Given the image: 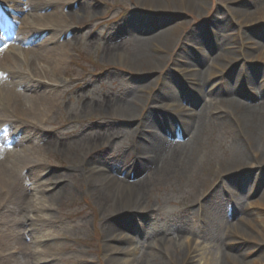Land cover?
<instances>
[{
  "label": "rangeland",
  "instance_id": "obj_1",
  "mask_svg": "<svg viewBox=\"0 0 264 264\" xmlns=\"http://www.w3.org/2000/svg\"><path fill=\"white\" fill-rule=\"evenodd\" d=\"M1 1L8 4L11 2L13 3V7H18L19 3L26 0ZM83 1L86 2V7L82 10L75 11L67 6L59 11L60 15L66 18V24L70 27V30L65 36L59 34L57 40L61 48L70 52V56L62 65L61 74L63 82L60 83L57 89H51L50 91V101L52 102L47 108L46 113L39 114L37 117H32L34 115H31L28 117L29 120H23V118L16 120L13 117L12 121H5L2 119V116L6 114V111L2 107L0 108V129L5 126L7 129L5 133L9 136H15L22 129L24 131L25 125H27L34 132V135L37 136L38 143V150L35 147L30 150L27 143H20L18 146L16 143H10L9 146L4 147L2 151L3 156L6 157L7 155L14 159V156H11V153L14 151H16V155L25 154L27 160L30 156H34V158H38L42 163L39 171L43 180L53 182V179L61 178L73 183L75 185L74 188H76L70 194L55 195L51 192L53 191L52 187H48L46 189L51 193L47 197H43L39 193V190L35 188V184L27 176V169L21 171L20 177L17 176V182L20 181V184H24L29 192V200L23 206L20 204L19 209L23 211L21 216H19L18 212L9 215V211H6L8 214L2 216L5 223L0 225V233L7 235L8 230H12L11 228L13 227L14 229L17 228L15 230H21L20 232L14 231L13 235L20 233L22 236L26 233L25 239L22 242L12 238H9V240L3 239L2 243L5 244L4 242H6L7 245L5 247L9 248L16 247L17 249L21 247L22 251L24 250L28 253L36 251V254L40 255L41 258L38 260L35 256L30 257L32 255H26L25 253L22 255L23 252L21 251L22 253L14 254L16 258H12L16 263L23 262L30 264L31 259L34 258L36 259V264H111L106 260L108 252L104 249L105 237L101 232L103 227L100 221L101 219L103 220L105 211L96 205L95 199L91 198L88 192L85 193V177L82 175L80 168L78 169L82 164L85 151L81 144L73 143L72 141L76 139V134L83 131L85 127L90 128L89 130L98 128L96 130L106 133V137L108 139L111 138V140L109 143L105 142L98 148L93 149L92 146L94 145L91 144L97 136L93 134L91 138L89 137V150H93L89 152L88 158L92 161L97 158H104V160L110 161L111 165H118L119 167H121L120 163L130 164L132 162L133 156L130 140L134 132L136 133V126L143 119H146L149 107L159 105V102H157L159 99L151 101L153 97L151 98L150 96V100L147 99V102H144L146 106H144L143 101L147 94L140 93L143 96L137 98V95L133 94V92L147 87L159 76L152 95H160L161 92L167 90L165 87L161 89V85L169 69L174 66L175 73L171 75V78L174 79H169L168 82H175L178 77L180 78V74H182L181 78L185 76L186 64L190 61L186 58L185 64L184 56L180 59L181 62L173 63L174 59L171 58L169 64H165L162 68L160 65V68L154 69L161 62L158 59V55L166 53V51L156 49L153 46L154 44H150V39L156 38L163 29L173 27L181 21L186 20L189 24L182 33L183 37L190 30L198 32L201 31V28H208L212 34H216L217 38L224 36L223 39H226L227 43L231 44L236 41L232 42L229 39L237 35L240 24L243 27L244 38H248L249 40L260 39L263 43L262 46H264V35L262 37L257 35L264 32V1L262 0H207L206 8L201 11H192L189 8H185V10H161L158 13V11L153 10L152 15H148L145 12L147 10L152 11V8L148 6L143 7L140 4V0ZM136 5L139 7H136ZM225 5H228L230 8L237 7L244 9L247 13L251 14L252 19L249 22H245L249 18L245 15L236 14L233 21L230 20L232 11ZM127 19H132L136 23L133 24L132 34L126 39L122 38L119 40V44L121 45L119 51L109 50L106 46L108 37L112 32H115L117 26L124 25ZM238 46L239 44H234L233 47L227 50L215 47L213 54H210L207 50L205 52L208 55L210 54L209 57L214 58L217 56L216 62L223 67H228V65L236 62L239 67L237 72L238 79H242V74L246 70L244 66L248 68V64L261 65L257 78L261 79L264 74V60L258 61L255 58L264 48H246L244 51L247 54L246 56L238 49ZM180 48L182 50L181 41L174 46V53L175 51H179ZM184 52L187 53V48L184 49ZM112 53L114 56L120 54L122 58L118 56L113 58ZM126 57H134V59L126 60ZM197 59L200 62L196 61L194 64L201 71L203 69V73H205L206 68L200 66L202 61L201 55H198ZM133 61L136 63L131 64L130 62ZM176 69L180 70L177 75H175L177 73ZM248 69L246 72L251 75L252 73ZM207 78H209V75H207ZM206 81L208 82V79ZM39 82L46 86L50 84L49 80L44 79H41ZM235 83L240 85L241 82ZM219 88L220 84L217 85L218 90ZM252 89L250 85L244 88L239 87L240 91L253 92ZM18 90L21 91L20 89ZM224 92L226 91L223 90ZM24 94H26L24 96L28 103H31L29 93L24 92ZM109 96L112 101H117L121 106H125L127 102L133 99L138 100V105L133 109L132 113H129L130 109L125 110L124 108L107 110L106 104L109 103ZM232 96L238 99L241 97L239 92L233 93ZM209 98L218 99L226 97L208 94L197 99L196 103L193 101L192 103L198 105L199 102V104L201 103V107L202 104H207ZM87 100H92L93 103L85 106ZM58 102L59 106L56 109ZM138 107L140 110L137 109ZM203 110L208 111L209 105L204 107ZM173 112L171 111V114L175 115ZM46 115L47 117L51 116L50 124L54 128H57L54 131L45 129L46 127L41 125L40 119H45ZM207 115H210V113H207ZM108 123H112L115 128L110 129L106 127V129H103ZM61 125L62 128L58 130V127ZM210 125L212 126L210 127ZM201 130V140L198 141L201 142L200 149L197 155H195L196 158L194 157L193 159L194 162L183 175L180 176L179 172L173 173L172 170L167 176L155 175L154 171L150 175L146 173L147 171L142 172V174L136 173L138 177L144 173L143 176H146L148 179L144 186H140L145 193L138 205L141 204L145 208L147 206L146 212L151 214L149 219L145 216L146 213L143 212L141 213L144 217L143 220L141 219L142 217L138 218L135 216V213L132 216L125 214L120 216L114 215L115 217L113 218L111 215L105 214V217L107 219L112 218V221L118 219L126 224H130L132 221V226H136L135 228L139 227L140 224L146 225L148 228L146 235L153 239L151 241L165 240L166 236L172 235L180 229L185 231L182 239H190L196 229L193 235L199 237L195 238L197 243L204 241L202 244L206 245L207 249L213 244L215 251L211 255L220 252V250H227L224 245L226 241L225 234H218V239L215 240L211 236L205 235V233L201 234L202 224H200V220L203 223L206 218L214 220L211 217L212 214L217 216V212L221 211L222 208L218 199L219 192L211 196L218 183L214 182V180L216 177H219L218 170L221 167H228L234 158L242 154V149L238 143H242V140L245 141V136L243 133H241L242 136L237 135L230 122H222L219 119L215 120L212 124H210V121L207 122ZM19 135L23 136V133ZM49 139L50 142L44 145L43 142ZM60 139L68 140L66 146L68 150L65 152L60 151V147H58L59 144L57 143L61 141ZM38 155L40 157H37ZM126 157L127 160H125ZM33 164V162L32 164L28 162V167L33 168ZM21 165L22 163L17 164V174L19 173V169H21ZM94 165L92 164L91 166ZM131 181L134 180L131 179ZM2 187L4 186H0L1 190L3 189ZM251 189L248 188L245 191L246 194ZM260 192L261 189H256L253 194H259ZM203 193L208 199L201 198ZM9 197L10 199L7 202L5 201V206H9L7 210L15 206L12 194ZM11 199L13 200L12 202H10ZM44 199L48 200L47 205L49 206L42 213L48 219L47 225L42 226L41 230H37L39 227L36 224H39V226L41 224L44 225L37 216L39 211L42 212L38 207L42 206L41 204L44 202ZM199 202H202L203 207L199 205ZM34 207H37V209ZM147 219L151 221L149 222ZM18 220L19 222L17 223ZM233 222L234 219H225L224 225L229 228V225L231 226ZM26 227L28 228L26 229ZM246 227L249 228L247 225ZM139 233L141 232H137L135 229L132 232L128 231L124 233V235H128L129 238H136L134 240L138 241ZM156 235H159V237L155 238ZM254 244L256 246L253 245L254 248L251 247L253 248L252 253L258 255V257H262L264 254V243ZM137 245H141L139 247L141 248L142 242H137L135 246ZM126 246L130 245L126 244ZM229 251L233 252L235 250ZM18 256H21V258H18ZM237 257L239 258L238 255ZM223 261L225 260L220 259L219 262Z\"/></svg>",
  "mask_w": 264,
  "mask_h": 264
},
{
  "label": "bare ground",
  "instance_id": "obj_2",
  "mask_svg": "<svg viewBox=\"0 0 264 264\" xmlns=\"http://www.w3.org/2000/svg\"><path fill=\"white\" fill-rule=\"evenodd\" d=\"M206 3L207 0H140V4L143 5V7L148 6L152 8V10L158 11V13L161 12V10H185V8H189L192 11H201L206 8ZM18 5L16 10L20 14V17L16 18V21L12 24L15 25V28L6 34L2 41L0 40V108L2 107V109L6 111L5 115L2 114V119L5 121H12L13 117H15L16 120L21 118H23V120H29L28 117L31 115H34L32 117H37L39 114L46 113L47 108L52 102L50 101V91L51 89H57L60 83L63 82L61 74L62 65L70 56V52L61 48L57 40L59 34L65 36L70 30V27L66 24V18L60 15L59 11L67 6L75 11L82 10L86 7V2L83 0H27ZM225 6L232 11V16L230 18L232 21L236 17V14L245 15L249 18L245 22H249L252 19L251 14L247 13L244 9L237 7L230 8L228 5ZM188 24L189 22L183 20L173 27L163 29L156 38L150 39V44H154L153 46L156 49H162L164 52L166 51V53L158 55V59H160L161 62L154 69L160 68V65L161 68L164 67L171 58L174 59L173 63L180 61L184 53L185 45L191 41L189 40L191 36L190 31L184 37L182 34ZM131 34V26L126 25L125 29L108 37L106 46L111 51H119L121 47L119 40L121 38L126 39ZM262 35L259 37H262ZM230 38L234 40L233 42L236 41L235 43L240 45V50L258 47L259 49L264 48L260 39L249 40L248 38H244L243 27L240 24L237 35ZM180 41L182 42V50L180 48L179 51H175L174 53L173 48ZM143 42L147 43L146 41ZM216 44L221 46L222 50L228 49L226 40L219 39ZM116 56L122 58L120 54L115 55L113 58ZM204 56H206V54H203V58ZM132 58L134 59V57H126V60H131ZM217 58L218 57L212 59V68L210 66L209 69V76L211 80H214L213 83L208 84L211 82V80H208V83H205V89H198V92H193L196 90L193 84L201 86L202 81L208 79V74L206 72L204 75L202 73L189 75V78H187L189 79V90L185 96L182 95V91L179 94L175 93V87H173L174 89L171 88V91H174V93H162L159 97L158 95L152 96L159 76H156V80L154 79L155 81L151 82L147 87L139 91H134L133 94L137 95V98L143 96V94L141 96L140 93L147 94L144 97L143 103L145 101L147 102L150 96L153 97L152 101L165 98L164 109L170 110L172 108V110L177 113L184 110V114L178 113V116L183 115L184 118L188 117V119H185L180 124L179 135H177L176 131L171 129L173 121L170 119L169 111L157 110L153 112L154 109L150 107L147 118L141 121L142 132L140 140L136 138V135L132 136L131 139L132 152L134 151L133 143L137 144L140 155H148L149 153L152 154V152H155L153 158L149 157L138 163L136 168L141 173L150 167L153 168L155 175L167 176L172 170L173 173L179 172L181 176L190 168L194 162V157L196 158L195 155H197L201 144V142H198L201 140V129L207 122L210 121V124H212L217 119L222 122L228 121L231 123L237 135L242 136L241 133L244 134L245 141L242 140V143H238L243 151H241L242 154L234 158L228 167H221L218 170L219 177H216L214 180V182L218 183L211 194L212 196L216 192H219L218 199L221 200V203L228 199L234 200L236 202L235 210L232 212L231 216L225 213V217L221 218L212 214L211 217H213L214 220L206 218L204 223L200 220V224H202L201 234L205 233V235L211 236L213 240L218 239V234H225L226 241L224 245L227 250H220V252H214L215 254L211 255V253L215 251L213 244L207 249L206 245L202 244L204 241L197 243L195 238L199 237L193 235L196 229L192 233L190 239H182L185 231L180 229L176 233L166 236L165 240L150 241L147 246L143 244L141 248L135 246L137 243L134 240L135 238H129L128 235H124L127 231L134 230L133 226L118 219L113 221L112 218L107 219L105 214L111 215L112 217L127 209L129 211L134 208H137L141 213H146V209H148L147 206L145 208L141 204H138L142 201L145 193L140 186H144L148 179L141 175L138 177V180L136 178L134 181H130L127 178H125L127 181L119 180L121 171L117 167L112 166L110 161L104 160V158H97L93 161L89 159L88 156L91 150L98 148L105 142L109 143L111 138L108 139L106 133H103L101 130H96L98 128L89 130L90 128L85 127L83 131L76 134V139L72 142L81 144L84 147L85 156L82 158V164L78 169L80 168L82 175L85 177V193L88 192L90 197L95 199L96 205L105 211L103 220L101 219L100 223L103 227L101 232L105 237L104 249L108 252L106 259L108 263L264 264V254L262 257H258V255L252 253L254 248L253 245H255L254 243H264V188L262 187L264 184V84L259 83L260 85L256 86L254 83L257 73L252 72L250 84L253 85L252 87L255 92L249 93L247 91H240L239 84L235 82H242V79H238V69L235 68L228 77L231 85H227L226 95L223 96L226 98H219L217 104L214 102L216 99L209 98L208 111L203 110L204 107L201 106L198 114L191 113L188 107H184L180 103L181 100H186L188 104L193 105L196 103L197 99L203 97L204 94L210 95L209 92L212 87H215L217 84H222L220 80H222L226 70L223 69L225 67L216 62ZM257 59L264 60V50H261L257 55ZM130 63L134 64L136 62L133 61ZM171 68H174V66ZM256 71L258 72L260 70L257 69ZM226 78L227 75L225 79ZM41 79L49 80L50 84L47 86L45 84L42 85L39 82ZM164 84L165 79L161 87ZM24 92L29 93L31 103H28L26 100L24 96L26 94H24ZM236 92L240 93V99L232 96L233 93ZM217 96H219V94ZM192 101L194 103H192ZM108 102L109 103L106 104L107 110L124 108L125 110L130 109L129 113H132L133 109L138 105V100L133 99L127 102L125 106H121L117 101H112L110 96L108 97ZM91 103H93L92 100H87L85 106ZM57 106H59V102L56 104V109ZM144 106H146L145 103ZM137 109L140 110L139 107ZM7 112L9 113L7 114ZM207 113H210V115H207ZM50 117L51 116L47 117L46 115L44 117L45 119H40V123L43 127H46L45 129L54 130V126L50 124ZM168 120L169 128L164 129V133L166 134L165 137L161 130L165 127ZM211 126L212 125H210V127ZM106 127L110 129L115 128L112 123H108L103 129H106ZM5 129H0V186H4L2 190L0 189V225L5 223L2 216L8 214L6 211H9V215L18 212L19 216H21L23 211L19 209L20 204L23 206L29 200V192L24 184H20V181L17 182V176L20 177V173L23 169H27V176L35 184V188L39 190V193H41L43 197H47L51 192L55 195H67L76 189L73 183L65 179L57 178L53 179V182L43 180L41 172L39 171L42 163L38 158H34V156H30L27 160L25 154L16 155L17 153L14 151L11 153L14 159L7 155L4 157L2 151L4 147L9 146L10 143H16L17 146L20 145V143H27L30 150L34 149V147L38 150L37 136L34 135V132L31 131L27 125H25V130L23 131L22 129L20 132L21 134L23 133V136L19 135L20 133L15 136H9L5 133ZM136 131L138 130L136 129ZM93 134L97 137L93 142L90 141L92 142L91 145L94 146H92L93 149L89 150V137L91 138ZM60 140L61 141L57 143L59 144L58 147H60V151L65 152L68 150L66 148L68 140ZM49 142L50 139L43 142V144L46 145ZM211 154L213 155V153ZM34 155L36 154L34 153ZM37 157H40V155ZM28 162L29 164H32V162L34 163L32 166L33 168L28 167ZM19 163H22V165L17 174L16 167ZM94 163L96 164L94 165ZM92 164L94 166H91ZM83 165L85 166L83 167ZM250 178L255 183L252 185V188L261 189V192L253 195V189L249 190L246 195L248 197L250 196V199L246 201L240 193L234 191V186H236L235 183L240 182L242 188L247 189L251 184L249 182V180H251ZM232 180H234L232 183H228ZM48 187H52L53 191L48 192ZM222 187L223 189L221 190ZM229 188H233V190L230 189L231 191H229ZM10 194H12L15 200L13 201L11 199L10 202L13 201L15 206L7 210L9 206H5V201L7 202L10 199ZM201 198L208 199L204 193ZM47 203L48 200L44 199V202L41 204L42 206L38 207L42 212L39 211V214L37 211V216L44 225L41 224L39 226V224H36L39 227L37 230H41L42 226L47 225L48 219L42 215L43 211L49 208ZM201 203L199 202V205L203 207ZM34 208L37 209V207ZM141 213L138 214L141 215ZM6 217H8V215H6ZM225 219H234L233 224L231 226L229 225V228L224 225ZM18 222L19 220L17 223ZM241 224L243 225L239 227ZM246 225L251 230L247 228ZM27 228L28 227H26V229ZM11 229L12 230H8L7 235L0 233V264H25L23 262L16 263L12 260L13 257L16 258V255L14 256L15 253L22 252V255H24V253L26 255H32L30 257L35 256L39 260L41 256L36 254V251L28 253L24 250L22 251L21 247L17 249L16 247H5L7 244L6 242H4L5 244L2 243L3 239L9 240V238H12L21 242L25 239L26 233L22 236L20 233L13 235L14 231L20 232L21 230H15L17 228L14 229L13 227ZM157 237H159V235H156V238ZM126 244L130 246H126ZM232 249L235 251H229ZM237 255L241 259H239ZM18 258H21V256H18ZM220 259L225 261L219 262ZM35 260L36 259L32 258L30 264H36Z\"/></svg>",
  "mask_w": 264,
  "mask_h": 264
}]
</instances>
